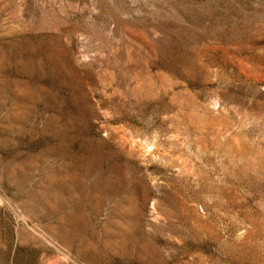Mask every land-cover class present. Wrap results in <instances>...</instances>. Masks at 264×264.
<instances>
[{
  "label": "rangeland",
  "instance_id": "374dc122",
  "mask_svg": "<svg viewBox=\"0 0 264 264\" xmlns=\"http://www.w3.org/2000/svg\"><path fill=\"white\" fill-rule=\"evenodd\" d=\"M0 264H264V0H0Z\"/></svg>",
  "mask_w": 264,
  "mask_h": 264
}]
</instances>
